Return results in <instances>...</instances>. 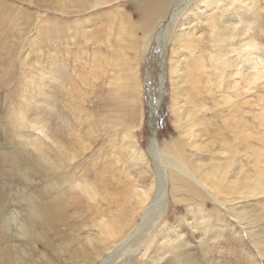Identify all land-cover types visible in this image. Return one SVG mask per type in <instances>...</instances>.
I'll list each match as a JSON object with an SVG mask.
<instances>
[{
    "label": "bare ground",
    "instance_id": "obj_1",
    "mask_svg": "<svg viewBox=\"0 0 264 264\" xmlns=\"http://www.w3.org/2000/svg\"><path fill=\"white\" fill-rule=\"evenodd\" d=\"M120 1L93 0L92 10L118 3L112 19L119 24V35L130 36L128 29L134 31V27L131 26L130 14L123 11ZM140 1V5H135V2L132 5L137 6L141 18L135 28L141 29L139 36L144 43L143 51L146 52L149 45L157 41L156 54L163 58L165 47L171 46V74L180 73L183 69L187 75L194 69L205 75L204 78L192 75L181 95L171 92L178 138L163 142L161 147L156 140L157 112L165 80L162 74L158 83L161 89L157 94L159 97L153 92L150 76L151 85H147L152 96L147 111L151 133L148 154L154 160L156 172L152 179L147 176V171L123 160L119 155L122 149H113L111 156L104 157L102 153L100 157L105 158L104 165H100L101 160L97 161L92 155V162L83 166L80 159L87 155L70 153L65 145L58 144L46 132L37 135L31 144H20L29 161L25 166L35 165L33 170L37 174L32 178L29 168L19 171L15 166L22 183L0 184V264H134V256L142 252L141 255L147 259L146 264H159L161 260L163 264V257L171 252L166 250L162 258H156L154 254L149 256V250L156 229L169 218V215L164 218V208L169 200L174 206L180 203L186 207L197 203L201 206L206 200L223 206L234 226L239 228V234L244 233L251 238L252 249L264 259V243L259 241L260 235L248 230L254 222L250 220L248 223L247 220L257 211L242 205L239 209L226 206L232 203V197L257 199L264 196V134L260 135V131L264 132V109L256 101L258 112L248 122L235 115L241 112L238 102L230 106L231 99L250 94L264 81V68L259 66L253 52L258 51L259 44L240 39L249 31L246 23L252 20L251 15L255 12L262 15L264 8L256 4L257 0ZM235 1L239 4L238 11L227 12ZM75 3L80 10L89 4L87 0H75ZM197 3H203L201 18L197 12L186 14V9L193 4L200 10ZM219 4H222L220 8ZM216 11L225 12L227 16L218 27L212 17ZM182 18L185 21L179 23V33L175 35L174 30ZM195 22H204L210 29L209 33H194ZM162 24L164 26L160 29ZM183 42L187 44L182 46ZM204 45L209 50L203 51L201 47ZM180 51L185 53L183 66ZM205 62H209L211 74L204 72L207 68ZM200 83H212L215 91L208 90L206 94L211 96L212 107L217 109L214 116L202 122L196 118L199 113L197 106L205 100L190 99L193 93L200 92ZM215 93L219 95L215 96ZM131 97L136 98L134 94ZM184 99L190 107L181 112L179 104ZM220 105H225L226 112L219 109ZM215 118L220 123H211ZM24 124L25 120L19 119L18 126ZM124 136L131 138L128 130ZM79 140H84L81 135ZM27 147H32L36 154H30ZM187 150H194L197 160L191 159ZM123 152L127 153V150ZM242 154L252 157V165L248 168L243 167ZM203 156L212 157L211 161L205 163ZM51 157L56 161L50 162ZM108 159H112V163H108ZM44 164L48 165L47 169ZM107 172L112 175L107 176ZM119 173L123 176L116 177ZM260 210L264 212V206ZM155 237L161 238L157 246L162 244V237L169 241L174 239L170 234L160 237L158 233ZM185 259L173 254L167 264H178Z\"/></svg>",
    "mask_w": 264,
    "mask_h": 264
},
{
    "label": "rangeland",
    "instance_id": "obj_2",
    "mask_svg": "<svg viewBox=\"0 0 264 264\" xmlns=\"http://www.w3.org/2000/svg\"><path fill=\"white\" fill-rule=\"evenodd\" d=\"M87 1L88 6L80 10L75 0H0V184L10 182L20 185L22 181L18 172L24 167L29 168L32 178L36 176L33 170L35 165L25 166L29 161L23 155L20 144H31L37 135L44 132L58 144L65 145L70 153L87 155L80 159L83 166L92 162V155L97 161L101 160L100 165H104L106 161L100 157L102 153L105 157L111 156L113 149H126L127 153L119 150L123 160L147 171L149 179L154 178V160L148 154L151 133L147 111L152 97L148 89L151 85L149 76L156 97L161 92L158 86L160 76L163 74L165 79L162 83V101L157 112L158 146L178 138L174 128L178 123L175 120L171 92L181 95L192 75L204 78V73L193 69L185 75L181 69L180 73L171 74V46L165 47L163 58L156 54L157 41L150 44L146 52L143 51L144 43L139 36L141 29L135 28L141 21L137 10L140 0L119 2L123 11L130 14L131 26L134 27V31L128 29L130 36L124 37L119 35V24L112 19L118 3H110L101 10H92L93 0ZM134 2L137 6L132 5ZM235 2L227 8V12L238 11L239 4ZM197 4L200 10L193 4L186 9V14L197 12L201 18L203 3ZM256 4L264 8V0H257ZM118 14L121 17L122 13ZM222 14L216 11L212 16L217 27L223 17H227L225 12ZM251 16L250 25L246 23L249 31L240 39L259 44L258 51L253 52L259 66L264 68V13L259 15L255 12ZM184 21L185 18L179 20L175 35L179 33V23ZM198 23L193 25L194 33L201 31L207 35L210 29L205 27L204 22ZM116 39H122L123 42ZM181 44L183 46L187 43ZM202 47V50H209L207 45ZM184 54L180 51L182 66ZM205 66L207 68L204 72L211 74L209 62H205ZM120 81L123 83L119 84ZM211 84L200 83V92L188 96L194 101L205 100L197 106L199 113L196 118L200 122L211 118L217 111L212 107L213 99L206 94L208 90L214 89ZM121 86L123 88L119 89ZM132 94L136 98L131 97ZM218 95L215 93V96ZM256 101L264 109V81L250 94L242 95L237 100L236 97L231 99L230 106L238 102L241 112L235 115L251 122L252 115L259 109L255 105ZM179 105L181 112L190 107L185 99ZM219 109L226 112L225 105H220ZM21 118L25 120L24 126H18ZM211 123H220V120L215 118ZM126 130L130 132L131 138L124 136ZM263 134L260 131V135ZM80 135L83 141L79 140ZM62 136L64 138H59ZM27 150L30 154H36L32 147H27ZM187 151L191 159L197 160L194 150ZM248 155H241L243 167L246 168L252 165V157ZM203 157L205 163L212 158ZM51 161L56 159L51 157ZM107 162L112 163V159ZM15 166L19 171L15 170ZM44 167L47 169L48 165L44 164ZM111 175V172H107V176ZM122 176V173L116 175ZM232 198V203L226 206L239 209L242 205L248 210L257 211L255 216L247 220L248 223L250 220L254 222L248 230L257 232L260 235L259 241L264 243V212L260 210L264 206V196L257 199ZM172 204V201H167L164 218L168 215L169 218L156 229V234L159 233L160 237L170 234L174 239L169 241L162 237V244L157 246L161 238L153 234L149 256L154 254L156 258H162V253L168 250L171 254L163 257V264H167L173 254L180 259L186 258L178 264H264V259L252 249L251 238L244 233L239 234V228L234 226L233 219L223 206L210 200L193 207L181 203L175 206ZM181 243L182 248H179L178 244ZM141 254L143 252L134 256V264L147 263L145 255ZM159 264H162V260Z\"/></svg>",
    "mask_w": 264,
    "mask_h": 264
}]
</instances>
